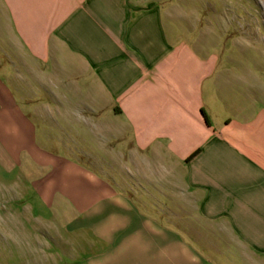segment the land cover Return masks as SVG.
Returning a JSON list of instances; mask_svg holds the SVG:
<instances>
[{
	"label": "crops",
	"instance_id": "crops-1",
	"mask_svg": "<svg viewBox=\"0 0 264 264\" xmlns=\"http://www.w3.org/2000/svg\"><path fill=\"white\" fill-rule=\"evenodd\" d=\"M175 20L161 0H0V203L15 219L21 171L24 202L71 207L72 242L25 245L33 264H264L263 69Z\"/></svg>",
	"mask_w": 264,
	"mask_h": 264
},
{
	"label": "rangeland",
	"instance_id": "rangeland-1",
	"mask_svg": "<svg viewBox=\"0 0 264 264\" xmlns=\"http://www.w3.org/2000/svg\"><path fill=\"white\" fill-rule=\"evenodd\" d=\"M161 5L175 15L176 23L185 20L190 26H194L192 30L200 32L202 29L205 35L203 39L198 36V43L202 40L207 49L216 52L219 49V52L232 54L238 66L243 68L248 64L257 65L264 72V0H161ZM194 37V33L189 34L191 40ZM24 174L25 172H18L15 219L8 215L9 206L13 211V205L0 203V264H27L24 260L27 255L28 264H33V260L42 253L33 249L25 251V248L31 247L25 246L28 244L72 242V237L59 226L57 215L54 214L70 211V205L52 204L48 207L24 202L27 190H37L24 185ZM31 174L29 173L30 176ZM66 207L69 209H61ZM36 210L42 212L43 216L39 214L32 217L31 212ZM46 212L51 213L46 216ZM10 227L13 230V245L17 249L14 252H10L9 235L5 233ZM44 232L47 235H42ZM44 254H48L50 259H55L57 255L54 251Z\"/></svg>",
	"mask_w": 264,
	"mask_h": 264
}]
</instances>
